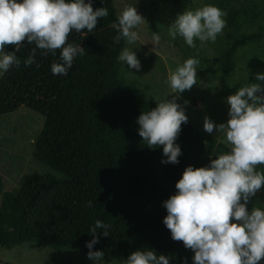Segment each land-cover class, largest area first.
<instances>
[{
  "label": "trees",
  "instance_id": "16d2710c",
  "mask_svg": "<svg viewBox=\"0 0 264 264\" xmlns=\"http://www.w3.org/2000/svg\"><path fill=\"white\" fill-rule=\"evenodd\" d=\"M188 6L192 0H163ZM237 0H215L227 11L226 26L214 42L216 55L208 60L194 49L188 56L204 66H217L223 74L234 70L240 49L264 43V6H242ZM93 10L106 7L91 33H69L67 42L84 47L66 75H54L56 55L36 49L35 62L25 66L35 44L26 40L15 54L20 61L0 80V117L21 108L41 115L43 129L33 157L61 178L24 175L15 192H2L0 174V247L10 250L25 244L43 249L73 250L87 256L86 242L97 220L109 224V236L98 229L100 242L93 250L104 259L126 264L137 250H154L170 257V264H193L194 252L175 241L163 223V202L177 191L176 182L188 166L206 167L230 150L207 138L188 120L177 137L182 150L179 163L161 161L163 146H152L138 134V116L157 107L124 76L120 61L126 38L115 42L118 12L114 0H92ZM257 29V32H251ZM223 33L224 36H223ZM15 45L5 50L15 51ZM91 205V206H89ZM264 207L253 197L247 208ZM259 264H264V258Z\"/></svg>",
  "mask_w": 264,
  "mask_h": 264
},
{
  "label": "clouds",
  "instance_id": "9594fccd",
  "mask_svg": "<svg viewBox=\"0 0 264 264\" xmlns=\"http://www.w3.org/2000/svg\"><path fill=\"white\" fill-rule=\"evenodd\" d=\"M108 15L106 7L93 10L92 0H0V76L13 65L19 66L15 52L25 40L36 46L25 66L35 62L37 48L45 50L41 55L55 56L60 50L62 63H53L51 72L66 75L74 58L84 54L81 45L66 43L69 33L85 29L91 33L98 18ZM224 16L226 13L214 5L184 11L170 25L169 35L173 40L179 35L189 47H196L195 39L215 42L226 26ZM144 22L135 6L126 7L114 25L118 30L115 42L126 38L128 43H134L139 38L135 29ZM159 43L160 36L156 34L152 44L157 47ZM5 45H15V51L6 53ZM118 59L130 69L142 68L136 52L129 48ZM198 64V59L189 58L170 71L168 83L176 95L138 116V134L143 141L149 148L163 146L166 159L162 163L177 164L182 155L176 140L188 116L177 100L197 84ZM256 79L264 81V73H257ZM227 103V123L217 125L205 117L203 127L209 134L215 129L230 150L206 167L188 166L175 184V194L163 202L167 210L163 223L173 240L182 241L194 252L193 264H259L264 258V207L251 211L247 208L264 185V171L256 167L264 165V85L249 83L239 87L227 97ZM110 227L97 220L90 228L92 239L86 247L93 264H104L105 256L103 251L93 250L100 242L97 231L107 237ZM126 264H170V257L154 250H137L128 256Z\"/></svg>",
  "mask_w": 264,
  "mask_h": 264
},
{
  "label": "rangeland",
  "instance_id": "374dc122",
  "mask_svg": "<svg viewBox=\"0 0 264 264\" xmlns=\"http://www.w3.org/2000/svg\"><path fill=\"white\" fill-rule=\"evenodd\" d=\"M120 13L128 6H135L145 22L135 29L139 38L128 43L126 48L136 52L141 62L140 71L130 69L120 62L122 72L128 82L136 87L146 100L158 104L172 99L176 94L168 83L170 71H175L187 59L190 49L196 55L211 60L216 55L214 42H201L195 39L196 47H189L179 35L172 39L170 25L179 14L187 10H196L205 5H214L215 0H192L188 6H181L163 0H114ZM264 6V0H237L234 8L242 6ZM227 15V11L224 10ZM224 19L226 16L223 17ZM251 32H257L253 29ZM158 34L160 43L152 44ZM225 33H223L224 36ZM8 53L9 51H6ZM257 73H264V43L259 46L240 49L235 58L234 70L223 74L217 66L197 65V84L185 90L177 102L185 108L188 120L207 138L214 139L230 148L224 139L214 132L204 130L205 117L215 124L227 123L230 105L227 97L238 91L239 87L249 83L264 85L256 79ZM4 75L0 76V80ZM187 102V103H186ZM44 126L41 115L27 109L0 117V174L3 177L2 192H15L21 186L24 175L38 174L41 177H61L53 170L36 161L33 157L35 142ZM257 170L264 171V165H257ZM264 205V185L256 196ZM2 198L0 196V205ZM0 264H93L84 254L73 250H54L39 248L34 244H25L10 250L0 247ZM104 264H117L104 259Z\"/></svg>",
  "mask_w": 264,
  "mask_h": 264
}]
</instances>
